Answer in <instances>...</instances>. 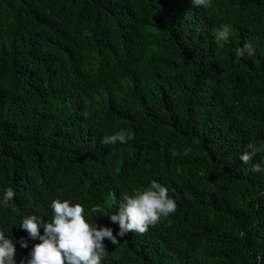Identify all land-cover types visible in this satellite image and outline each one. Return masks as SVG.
Returning <instances> with one entry per match:
<instances>
[{
	"label": "trees",
	"instance_id": "1",
	"mask_svg": "<svg viewBox=\"0 0 264 264\" xmlns=\"http://www.w3.org/2000/svg\"><path fill=\"white\" fill-rule=\"evenodd\" d=\"M244 44L254 55L236 57ZM120 129L133 139L101 143ZM249 145L264 149V0H0V194L16 193L0 230L28 241L16 264L39 243L20 221H50L52 199L115 235L106 213L152 180L176 212L105 239L102 264H264V151L244 164Z\"/></svg>",
	"mask_w": 264,
	"mask_h": 264
},
{
	"label": "clouds",
	"instance_id": "2",
	"mask_svg": "<svg viewBox=\"0 0 264 264\" xmlns=\"http://www.w3.org/2000/svg\"><path fill=\"white\" fill-rule=\"evenodd\" d=\"M212 0H191L193 7L207 8ZM231 28L222 24L214 33V39L227 42ZM236 57L243 58L254 55L251 44H244L237 48ZM131 130L120 129L111 135L102 138L105 145L125 144L133 139ZM251 151H245L239 159L247 164L257 151L264 149L248 146ZM175 154V153H173ZM253 172L261 171L259 165L252 167ZM16 193L12 188H5L0 194V209L9 207ZM51 219L43 222L36 215L22 218L19 229L25 230L30 240H38L29 252L26 262L21 264H102L106 252L103 241L106 239L112 245L117 244V237L123 238L127 233H145L149 227L157 224L162 218H167L177 210V204L168 195V189L152 180L147 187L135 190L126 195L118 204L115 212L106 213V217L118 226L113 235V228L97 226L85 217L84 206L72 203L68 199L54 198L49 203ZM39 229H42V234ZM16 244L21 248H28V241L24 238L14 240L5 230H0V264H16Z\"/></svg>",
	"mask_w": 264,
	"mask_h": 264
}]
</instances>
